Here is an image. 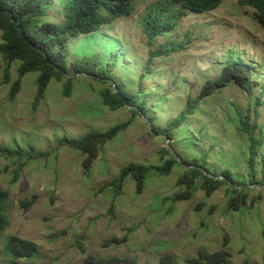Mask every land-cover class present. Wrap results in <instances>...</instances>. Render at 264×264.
Segmentation results:
<instances>
[{
	"label": "rangeland",
	"instance_id": "obj_1",
	"mask_svg": "<svg viewBox=\"0 0 264 264\" xmlns=\"http://www.w3.org/2000/svg\"><path fill=\"white\" fill-rule=\"evenodd\" d=\"M69 1L54 0L42 21L61 24ZM237 1L223 0L216 10L197 14L168 2L132 0L130 16L69 40L74 58L94 57L99 69L109 70L102 72L106 81L74 76L65 97L63 83L51 80L35 110L38 74L19 78L21 63L15 61L4 80L0 55V148L9 152L0 153V190L8 193L1 212L8 224L0 234V264H13L5 252L11 237L37 246V256L19 264H85L89 256L158 264L164 255L185 264L201 250H224L232 264H262L264 143L255 159L256 184L248 187L246 136L236 113L250 115L264 140V29L254 10ZM154 29L161 33L150 39ZM238 59L252 70L250 92L230 84L202 99L186 124L166 139V124L187 98L194 99L207 79ZM18 79L19 91L10 100ZM110 81L130 99L136 115L127 106L117 111L103 106L100 91H114ZM125 122V131L101 148L87 173L81 154L59 147L64 137L79 139ZM172 157L176 165L169 175L148 176L140 194L130 178L111 187L128 164L156 167ZM182 160H207L213 175L230 170L248 187L253 206L228 211L226 186L208 198L195 189L190 199L172 201L183 191L177 186L186 169ZM28 201L33 203L27 208Z\"/></svg>",
	"mask_w": 264,
	"mask_h": 264
},
{
	"label": "trees",
	"instance_id": "obj_2",
	"mask_svg": "<svg viewBox=\"0 0 264 264\" xmlns=\"http://www.w3.org/2000/svg\"><path fill=\"white\" fill-rule=\"evenodd\" d=\"M168 2L180 6L186 11L197 14H204L216 10L223 0H157ZM54 0H0V55L3 58L5 70L4 80L8 76L9 66L15 61L21 64L18 68V77L21 78L26 73H37L36 95L32 107L35 110L38 103L43 99L44 92L51 82L63 83L62 94L65 97L70 95L74 76H81L87 79L106 81L109 70L99 69L95 58L83 57L74 58L69 47V40L79 36H88L121 17H128L132 14V0H70L69 5L65 6L62 12L63 21L61 24H51L42 21L48 6ZM238 5L254 10L253 18L257 24L264 29V0H238ZM105 13L106 17L102 16ZM161 33L155 31L147 36L150 39L157 37ZM71 57L74 60L71 61ZM105 74L102 75V72ZM251 69L248 65L238 59L224 65L219 76L214 79H207L201 88L200 93L194 98H187L181 112L170 120L165 126L166 139L171 140L175 132L183 127L188 118L196 112V105L204 98L220 91L230 84H235L241 89L250 92L251 90ZM105 76V77H104ZM113 83L114 91L103 88L100 91L103 106L110 111H117L129 107L130 111L136 115V111L131 109L132 102L121 90ZM105 84V83H104ZM20 88L19 79L10 87L9 98L13 100ZM139 92H142L139 87ZM256 105H261L260 101ZM237 122L239 130L246 136L248 157L247 180L248 187L255 185V159L260 154L263 146V134H257V123L251 120L250 115L237 112ZM127 122L118 124L103 132L91 131L79 139H69L64 137L59 142V147L67 146L73 151L83 156L82 170L87 173L91 170L92 164L97 159L101 148L113 140L117 135L125 131ZM152 132L156 129L152 127ZM173 134V135H172ZM163 152L168 153L165 149ZM0 153L7 156L9 152L0 148ZM7 153V154H6ZM263 160V157L260 156ZM173 158V157H172ZM186 167L184 173L177 179V186L183 189L182 192L175 194L172 201L190 199L194 195L195 189L202 191L206 198L210 197L220 187L226 186V193L231 194L228 203V211H239L241 208L253 206L255 199L248 200V187L244 186L239 180H235L230 170L218 176L209 172L205 167L206 161L199 160L180 161ZM176 161L173 158L162 166L144 167L136 164H128L121 168L119 176L111 183V187H121L128 178L132 179L136 194H140L148 176H168ZM193 166V167H192ZM264 176V163L261 170ZM221 177V178H220ZM8 200V193L0 190V234L7 227L8 222L1 214L3 205ZM249 202V203H248ZM33 203L28 201L27 208ZM23 204V203H22ZM249 204V205H248ZM6 254L13 264H19L20 260H31L37 256V246L26 240L11 237L7 241L5 248ZM85 264H138L135 260L122 258L100 259L89 256ZM158 264H176L170 255L159 257ZM185 264H232L230 255L224 250L209 253L205 250L197 252V257L186 260ZM264 264V254L262 257Z\"/></svg>",
	"mask_w": 264,
	"mask_h": 264
}]
</instances>
